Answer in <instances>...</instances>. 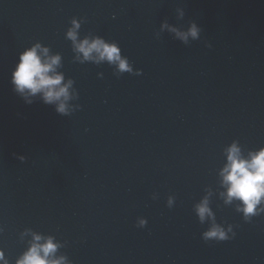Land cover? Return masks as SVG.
<instances>
[{"label":"water","instance_id":"water-1","mask_svg":"<svg viewBox=\"0 0 264 264\" xmlns=\"http://www.w3.org/2000/svg\"><path fill=\"white\" fill-rule=\"evenodd\" d=\"M254 2L0 0L8 264L34 234L59 243L55 257L68 264H229L233 237L202 233L213 219L234 231L237 200L226 202L222 171L232 144L242 154ZM73 19L79 40L115 43L141 75L83 60L66 35ZM193 23L198 38L187 42L170 30ZM36 43L61 57L56 71L72 81L67 114L13 91L19 55ZM205 201L212 217L202 223Z\"/></svg>","mask_w":264,"mask_h":264},{"label":"clouds","instance_id":"clouds-1","mask_svg":"<svg viewBox=\"0 0 264 264\" xmlns=\"http://www.w3.org/2000/svg\"><path fill=\"white\" fill-rule=\"evenodd\" d=\"M79 27V22L73 19L66 35L73 41L77 53L82 54L83 60H92L97 63L107 61L115 65L117 74L127 72L132 75H141V70L134 71L128 58L121 56L120 48L115 43H107L99 37L92 39L85 37L79 40ZM170 30L185 42L189 37L198 38L200 31L195 23L186 32L175 28ZM60 60L59 55H49V49L42 47L40 43L26 48L20 53L18 62L11 73L13 91L28 104L32 103L30 97L39 95L45 104H55L57 112L67 114V101L71 98L69 89L72 81L64 83L63 74L56 71ZM227 153L228 163L222 171L223 183L227 186L226 202L230 203L233 199L240 201L237 211L243 214L244 221L250 222L252 217L264 214V148L250 152L246 158L234 143ZM197 213L202 223L206 218L212 217L207 201L197 207ZM146 224V219L140 218L137 221L138 227L143 228ZM234 236L235 232L231 226L225 229L214 219L210 227L202 233V239L206 242L225 241ZM42 240L43 243H41ZM60 246L52 237L45 239L34 234L33 242L17 260V264H68L65 256L55 257ZM0 264H8L3 251H0Z\"/></svg>","mask_w":264,"mask_h":264}]
</instances>
